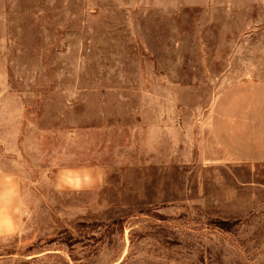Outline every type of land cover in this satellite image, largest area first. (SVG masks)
Returning <instances> with one entry per match:
<instances>
[{"label":"rangeland","instance_id":"374dc122","mask_svg":"<svg viewBox=\"0 0 264 264\" xmlns=\"http://www.w3.org/2000/svg\"><path fill=\"white\" fill-rule=\"evenodd\" d=\"M245 83L264 0H0V264H264V163L210 128Z\"/></svg>","mask_w":264,"mask_h":264},{"label":"crops","instance_id":"0c3cea01","mask_svg":"<svg viewBox=\"0 0 264 264\" xmlns=\"http://www.w3.org/2000/svg\"><path fill=\"white\" fill-rule=\"evenodd\" d=\"M212 112V140L224 159L238 165L264 163V85L245 83L226 91ZM7 183L17 198L16 182L0 180L1 185ZM15 209L11 212L13 229L20 207Z\"/></svg>","mask_w":264,"mask_h":264}]
</instances>
